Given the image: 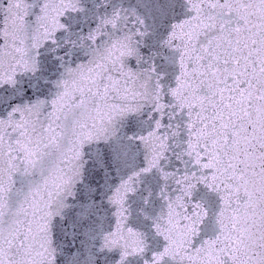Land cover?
<instances>
[{"label":"snow or ice","instance_id":"snow-or-ice-1","mask_svg":"<svg viewBox=\"0 0 264 264\" xmlns=\"http://www.w3.org/2000/svg\"><path fill=\"white\" fill-rule=\"evenodd\" d=\"M0 264H264V0H0Z\"/></svg>","mask_w":264,"mask_h":264}]
</instances>
